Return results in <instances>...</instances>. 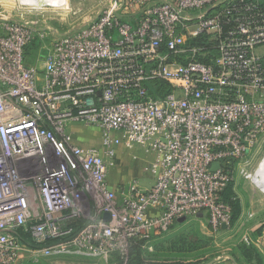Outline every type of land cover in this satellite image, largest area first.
<instances>
[{"label": "built area", "instance_id": "obj_1", "mask_svg": "<svg viewBox=\"0 0 264 264\" xmlns=\"http://www.w3.org/2000/svg\"><path fill=\"white\" fill-rule=\"evenodd\" d=\"M33 24L0 19V264H126L132 239L200 214L229 229L223 192L264 160V0H110L66 34ZM136 147L153 186L111 189L119 149Z\"/></svg>", "mask_w": 264, "mask_h": 264}, {"label": "rangeland", "instance_id": "obj_2", "mask_svg": "<svg viewBox=\"0 0 264 264\" xmlns=\"http://www.w3.org/2000/svg\"><path fill=\"white\" fill-rule=\"evenodd\" d=\"M109 1L73 0L76 10L72 12L51 8L39 10L19 5L17 0H0V19H21L34 23L40 34L45 36L50 35L51 32L66 34L88 24ZM39 54L40 47L29 50L28 62L35 64ZM76 130V139L81 144L100 146L101 133L98 129L82 126ZM149 157L139 147L131 152L120 151L109 171L111 189L126 190L133 185L143 190L150 189L154 179L147 171ZM262 158L263 155H259L254 166L249 168L252 179L263 161ZM234 177L238 183L234 190L242 206V215L235 225L227 232L214 234L208 227L206 219H198L190 220L185 226L175 230V233L172 232L173 229L170 233L159 236L151 233L150 237L145 239L147 263L264 264V192L252 181L243 178L238 171ZM93 216L94 213H91L90 217ZM185 234L188 236L187 243L182 241ZM168 235L170 236L167 237ZM252 248L257 249L261 258L254 254L251 258L245 256V253ZM109 262L71 255L49 259L27 254L22 256L18 264H110ZM112 264L123 263L115 258Z\"/></svg>", "mask_w": 264, "mask_h": 264}, {"label": "trees", "instance_id": "obj_3", "mask_svg": "<svg viewBox=\"0 0 264 264\" xmlns=\"http://www.w3.org/2000/svg\"><path fill=\"white\" fill-rule=\"evenodd\" d=\"M39 44H40V42L36 38L29 45V47L27 49V54L29 53V50L33 49L34 47L38 48ZM234 189H235V183L231 182L222 194L223 201L228 203L232 209V217H231V225H230L231 227L237 223V221L240 219V217L242 215L241 202L237 198V195H236ZM186 223H188V222L176 223L172 227V229H173L172 232L175 233V230L185 226ZM169 236L170 235H168L167 237H169ZM182 241L187 243L188 236L186 234L184 235ZM146 243H147V241L145 239L140 238V237H136V238L131 240L130 245H129V257H128L126 264H148L147 259H146V253H147L146 252V250H147L146 249ZM253 254L258 256V258H261L260 254L258 253L256 248H252L251 250H248L247 253H245V256L247 258H251ZM116 259H118V261L120 263L124 264V261L121 257L117 256Z\"/></svg>", "mask_w": 264, "mask_h": 264}, {"label": "bare ground", "instance_id": "obj_4", "mask_svg": "<svg viewBox=\"0 0 264 264\" xmlns=\"http://www.w3.org/2000/svg\"><path fill=\"white\" fill-rule=\"evenodd\" d=\"M17 2L19 5L29 6L39 10H44L46 8L72 12L76 10V4L73 0H17ZM252 182L264 192V160L260 167H258Z\"/></svg>", "mask_w": 264, "mask_h": 264}, {"label": "water", "instance_id": "obj_5", "mask_svg": "<svg viewBox=\"0 0 264 264\" xmlns=\"http://www.w3.org/2000/svg\"><path fill=\"white\" fill-rule=\"evenodd\" d=\"M218 167H219V164H215V165H213L212 169L215 170V169H217ZM202 217H203V215L200 214V215H199V218H202ZM178 222H179V223H185V222H186V218H181V219H179ZM223 228H224V229H227L226 225H223ZM232 259H233V258H232Z\"/></svg>", "mask_w": 264, "mask_h": 264}, {"label": "crops", "instance_id": "obj_6", "mask_svg": "<svg viewBox=\"0 0 264 264\" xmlns=\"http://www.w3.org/2000/svg\"><path fill=\"white\" fill-rule=\"evenodd\" d=\"M120 151H126L127 152V150H125L124 148H121V149H119V152ZM150 156V155H149ZM151 160H152V157L150 156L149 157V159H148V165L150 164V162H151ZM149 172V171H148ZM150 173V172H149ZM152 179H154L153 178V176H152ZM204 219H206V217L205 216H203L201 219H199V220H204ZM196 220V219H195ZM206 222H207V220H206ZM229 229H226V231H224V232H227ZM111 262V263H110ZM109 263L110 264H112V260L110 261ZM235 263V262H234Z\"/></svg>", "mask_w": 264, "mask_h": 264}]
</instances>
